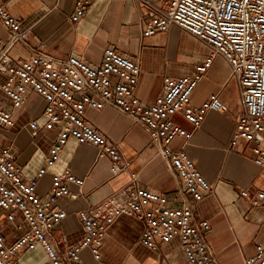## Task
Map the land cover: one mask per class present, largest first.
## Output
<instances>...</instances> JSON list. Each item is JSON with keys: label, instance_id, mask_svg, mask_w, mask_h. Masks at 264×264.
Here are the masks:
<instances>
[{"label": "built area", "instance_id": "2783aa9c", "mask_svg": "<svg viewBox=\"0 0 264 264\" xmlns=\"http://www.w3.org/2000/svg\"><path fill=\"white\" fill-rule=\"evenodd\" d=\"M96 0H76L70 15L80 22ZM147 7L144 36L168 31L173 25L181 27L205 43L209 53L195 66L191 76H165L161 93L150 103L136 95L141 67L139 61L113 45L105 47L98 65L87 62L80 55L53 57L44 52L40 43L27 58H15L11 49L30 35L22 29L21 20L0 0V22L8 31V38L0 35V73L7 76L1 88L9 104L0 102V129L15 124L14 110L24 106L30 92L46 101L44 125L56 132L46 164L36 177L28 179L17 161L11 146L0 144V207L12 227L13 239L0 228V264H18L28 250L42 247L48 260L44 264H86L82 252L88 248L99 264L102 245L108 226L122 214L144 222L141 241L157 249L178 237L188 264H218L206 233L209 220L196 221L194 206L212 191L211 183L202 174L195 160L184 148L173 147L177 138L185 142L193 136L174 120L181 112L185 119L201 126L211 110L225 112L228 105L218 93H212L199 106L192 104V94L216 56H222L237 81L243 112L236 122L231 145L246 141L254 154L256 165L264 169V0H137ZM115 105L132 116L160 146L163 155L178 173L184 184L182 198L130 184L123 202L108 199L103 205L79 212L84 236L65 251H59L51 241V231L66 216L57 205L63 197L77 198L72 184L82 186L84 179L70 169L54 172L49 192L37 193L38 179L61 156L73 138L98 148L100 155L111 159V171L118 173L127 167L119 145L99 131L86 116L88 108ZM33 133L39 128L37 120L30 122ZM135 176V175H134ZM240 194L252 205H264V188ZM246 264H264V244L256 245Z\"/></svg>", "mask_w": 264, "mask_h": 264}, {"label": "crops", "instance_id": "0c3cea01", "mask_svg": "<svg viewBox=\"0 0 264 264\" xmlns=\"http://www.w3.org/2000/svg\"><path fill=\"white\" fill-rule=\"evenodd\" d=\"M7 9L21 20L22 29L30 35L11 49L15 58H27L40 43L44 52L53 57L80 55L98 65L105 47L113 45L139 61L141 73L135 90L144 103L150 104L161 93L165 76H191L195 66L209 53L208 46L173 25L168 31L144 36L147 7L137 0H96L80 22L70 19L76 0H2ZM0 35L8 31L0 22ZM201 58L195 63L194 59ZM224 65V67H223ZM7 76L0 73V102L9 104L1 88ZM212 93H218L228 105L225 112L211 110L198 128L181 112L174 120L193 131L187 142L177 138L173 147L184 148L195 160L202 174L212 185V191L194 206L196 221L209 220L206 238L218 264H246L256 245L264 244V205H252L240 192L264 188V169L255 164L254 154L246 141L231 145L236 122L243 112L237 81L222 56H216L207 73L198 82L192 104L201 105ZM46 101L30 92L24 106L14 110L15 124L0 129V144L11 146L28 179L36 177L45 166L56 132L44 125ZM87 119L104 135L119 145L127 167L118 173L111 171V159L102 156L97 147L71 138L60 159L38 179L37 193L46 195L52 185L54 172L70 169L84 179V184H72L77 198L63 197L57 205L66 216L51 231V241L59 251L77 244L84 236L79 212L95 209L108 199L123 202L127 187L138 184L170 198L184 196V184L163 155L158 144L132 116L115 105L88 108ZM37 120L39 128L33 133L30 122ZM135 175V176H134ZM0 228L9 239L14 238L0 207ZM144 222L122 214L111 223L102 245V260L107 264H188L178 237L159 248L144 245L141 235ZM86 264H99L90 250L82 252ZM48 255L42 247L25 251L18 264H44Z\"/></svg>", "mask_w": 264, "mask_h": 264}, {"label": "rangeland", "instance_id": "374dc122", "mask_svg": "<svg viewBox=\"0 0 264 264\" xmlns=\"http://www.w3.org/2000/svg\"><path fill=\"white\" fill-rule=\"evenodd\" d=\"M200 58H201V56L196 57V58L194 59L195 63H196ZM223 67H224V65H223Z\"/></svg>", "mask_w": 264, "mask_h": 264}]
</instances>
